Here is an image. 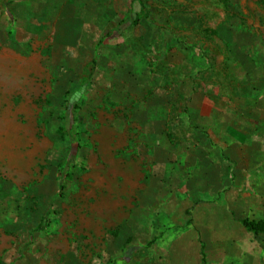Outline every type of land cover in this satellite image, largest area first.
Returning a JSON list of instances; mask_svg holds the SVG:
<instances>
[{
	"label": "rangeland",
	"instance_id": "1",
	"mask_svg": "<svg viewBox=\"0 0 264 264\" xmlns=\"http://www.w3.org/2000/svg\"><path fill=\"white\" fill-rule=\"evenodd\" d=\"M152 96L158 182L137 185L107 126ZM250 110L264 0H0V264H208L232 230L264 264L239 231L264 222Z\"/></svg>",
	"mask_w": 264,
	"mask_h": 264
},
{
	"label": "crops",
	"instance_id": "2",
	"mask_svg": "<svg viewBox=\"0 0 264 264\" xmlns=\"http://www.w3.org/2000/svg\"><path fill=\"white\" fill-rule=\"evenodd\" d=\"M153 83L154 82H151L152 89L154 86ZM156 88H158V84H156ZM126 104V122L123 123L122 121L120 127L116 124L115 126H107L108 129L110 128L111 135V141L106 143L107 149L110 150V159L113 163L118 162V164L124 169L125 180H127V178H134L135 180L133 181H136L137 185L144 182H158V177L153 173V168L159 167V103L158 101L154 103L152 96L147 110L144 108L145 105H143L144 107L142 106L143 109H140L136 104V107L132 109L130 106L131 104L127 102ZM247 114L249 118L255 120L252 125L261 129L260 132L256 131L254 133V136L257 137L254 138L256 141L255 145L257 146L254 147L256 154L253 156V160L255 161V165H259L262 162L264 163V110H250ZM141 115H143L142 118ZM249 125H251L250 121ZM134 133H141L142 136L137 138V140H134ZM144 133L147 135H143ZM118 137L119 141L115 140ZM261 143L263 144V149L260 148ZM236 146L237 145L233 144L232 148L235 149ZM123 149L128 150L133 156H121L120 158H116L115 151ZM262 166L264 167V164ZM241 179H243V177H241ZM233 193L234 192H232V194ZM234 194L242 196L237 200L239 208L248 210L250 205H256V197H252L250 192L241 193L237 191ZM259 195L262 197H258L262 200V203L260 204L262 209L264 207V191ZM246 228L245 226H242V229L239 228V231L244 232L246 231ZM247 231L250 232L249 229ZM238 234L233 230L231 233H225V235L222 234L219 239L220 254L218 258L208 264H254L255 259L252 250L249 252L244 251L245 244H240L242 241ZM248 237L250 238V235H248ZM254 239L255 237L253 235L251 241L254 242ZM147 242H149V240ZM196 242V251L199 253L200 240L198 237L196 238Z\"/></svg>",
	"mask_w": 264,
	"mask_h": 264
},
{
	"label": "trees",
	"instance_id": "3",
	"mask_svg": "<svg viewBox=\"0 0 264 264\" xmlns=\"http://www.w3.org/2000/svg\"><path fill=\"white\" fill-rule=\"evenodd\" d=\"M134 17V16H133ZM130 18L132 19L133 21V18L132 16L129 15L128 17V21L130 20ZM123 21H120L121 24H123ZM135 21V19H134ZM71 105L68 104L67 105V108H70ZM69 120L66 122L67 126H69ZM68 129V128H67ZM243 224L245 227H247V229H249L250 231H253V232H259V231H264V222L262 221H258V222H255V221H248V220H243Z\"/></svg>",
	"mask_w": 264,
	"mask_h": 264
}]
</instances>
